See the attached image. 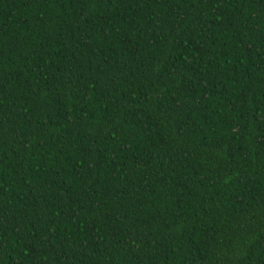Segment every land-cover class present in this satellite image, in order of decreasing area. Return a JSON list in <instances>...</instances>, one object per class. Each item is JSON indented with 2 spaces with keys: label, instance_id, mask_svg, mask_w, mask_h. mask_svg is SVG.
Here are the masks:
<instances>
[{
  "label": "trees",
  "instance_id": "trees-1",
  "mask_svg": "<svg viewBox=\"0 0 264 264\" xmlns=\"http://www.w3.org/2000/svg\"><path fill=\"white\" fill-rule=\"evenodd\" d=\"M0 264H264V0H0Z\"/></svg>",
  "mask_w": 264,
  "mask_h": 264
}]
</instances>
